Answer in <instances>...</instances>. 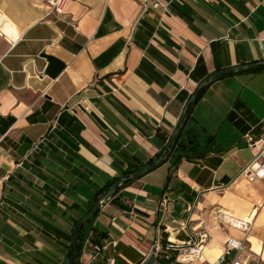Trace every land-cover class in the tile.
<instances>
[{"label":"crops","instance_id":"crops-1","mask_svg":"<svg viewBox=\"0 0 264 264\" xmlns=\"http://www.w3.org/2000/svg\"><path fill=\"white\" fill-rule=\"evenodd\" d=\"M160 1L69 0L59 15L0 0V264H69L96 190L149 167L200 84L264 62V0ZM250 134L264 136V71L207 89L182 132L195 158L164 161L103 202L80 264H163L157 244L204 231L191 264H216L230 238L264 264V181L237 178ZM221 212L252 220L250 234Z\"/></svg>","mask_w":264,"mask_h":264},{"label":"built area","instance_id":"built-area-1","mask_svg":"<svg viewBox=\"0 0 264 264\" xmlns=\"http://www.w3.org/2000/svg\"><path fill=\"white\" fill-rule=\"evenodd\" d=\"M56 14L62 15L66 10L69 0H42ZM147 1V0H146ZM155 8H166V4L160 0H155L153 3ZM248 147L252 153V159L239 172L237 178L244 177L250 183L262 180L264 181V136L250 134L246 137ZM103 203V201H102ZM219 220L231 225L246 235L250 234L253 229V222L249 219H238L231 215L219 213ZM185 226V224H182ZM208 239L207 231L199 234H194V237L187 242L177 243L169 241L166 245L157 244L154 248V254L162 255V257L172 258L175 255V262L181 264H191L202 258L203 249ZM245 241L235 238H230L226 245V250L216 264H251L253 254L243 259V254L246 252ZM102 247L95 245L90 252L92 261L97 260L101 254ZM236 251L234 258L229 259L232 253ZM176 253V254H174ZM113 264V261H110Z\"/></svg>","mask_w":264,"mask_h":264},{"label":"trees","instance_id":"trees-1","mask_svg":"<svg viewBox=\"0 0 264 264\" xmlns=\"http://www.w3.org/2000/svg\"><path fill=\"white\" fill-rule=\"evenodd\" d=\"M260 71H264V66L254 68V69L250 70L249 72L257 73V72H260ZM208 88L209 87L203 89L200 92V94H199L198 98L196 99V101L191 105V107H190V109L188 110V113H187L186 121L188 120V117H189V114L191 112L192 107L200 99V97H202V95L207 91ZM193 149H194V146H191L188 142L183 140L182 139V134H181V136H180L179 140L177 141V144L174 147V149L166 151V148H165L164 150H162L161 152L156 154V156L153 157L149 161L148 165L151 166V165L157 163L156 167H158V166H160V165H162L164 163V159H166L165 162H167L169 159L174 160V164L175 165H178L183 160L190 161L192 158H195L194 154H190L193 151ZM140 170H142L140 167L135 166L134 164H130L128 169L124 172L123 177L124 178H128L131 175H133L134 173L139 172ZM118 179H120V178L112 179V180L108 181L107 183H105L103 186L99 187L96 190L94 201H93L91 207L86 211V214H88L94 208V206H95V204L97 202H102V201L106 202L110 198H113L114 196H116L122 187H125L126 185H129L130 183L133 182V181H127L126 183H123L119 187L117 192L111 193L112 190H113V187H114V185H115V183L117 182ZM110 193H111V195L109 196ZM98 213L99 212H97L95 215H93L89 219L87 224L82 228V230H81V232L79 234V239H78V242H77L76 250L74 252H71V247L69 248L68 253H67L68 260L73 255L74 256V261L76 263L78 262L80 264V259H81L83 248H84V245H85L86 241L87 240L89 241V237H90V234L92 232L95 233V234L97 233V230L93 227L92 223H93L94 218L98 215ZM78 222H76V225L78 224ZM98 235H99L98 238H103V235H101V234H98ZM165 244H167V243H165ZM98 245H100V244L98 243ZM174 254H176V253H174ZM159 259H160V261L163 264H171V263L175 262V255L172 258H170V259L166 258V257H161Z\"/></svg>","mask_w":264,"mask_h":264},{"label":"water","instance_id":"water-1","mask_svg":"<svg viewBox=\"0 0 264 264\" xmlns=\"http://www.w3.org/2000/svg\"><path fill=\"white\" fill-rule=\"evenodd\" d=\"M261 66H264V62H258V63H255V64H249V65H245V66H235V67H231V68H228L226 70H223L217 74H215L214 76H212L211 78H209L207 81H205L204 83L200 84L198 86V88L196 89L195 93L193 94V96L191 97V99L189 100V102L187 103L186 107H185V110L179 120V123L177 124V127H176V132L175 134L173 135V137L171 138L167 148H166V151L168 150H172L174 149V147L176 146L177 144V141L179 140L182 132H183V129H184V126H185V122H186V118H187V113H188V110L190 109L191 105L196 101V99L198 98L200 92L207 88V87H210L212 84H214L215 82L227 77V76H230V75H234V74H238V73H243V72H248L254 68H257V67H261ZM166 159H164L165 161ZM157 166V163L147 167V168H144L142 170H140L139 172L137 173H134L133 175H131L130 177L128 178H120L117 180V182L115 183L114 187H113V190L111 193H115L118 191L119 187L123 184V183H126L127 181H134V180H138V179H141L142 177H144L145 175L149 174L150 172H152ZM111 193L109 194V196L111 195ZM102 207V202H97L94 206V208L88 213L86 214L82 220H80L78 222V224L75 226L74 228V231H73V237H72V242H71V252H74L76 250V247H77V242H78V239H79V234L82 230V228L87 224V222L89 221V219L95 215L97 212L100 211ZM69 264H79L78 262L76 263L74 261V256L72 255L69 259Z\"/></svg>","mask_w":264,"mask_h":264},{"label":"rangeland","instance_id":"rangeland-1","mask_svg":"<svg viewBox=\"0 0 264 264\" xmlns=\"http://www.w3.org/2000/svg\"><path fill=\"white\" fill-rule=\"evenodd\" d=\"M221 213H223V212H221ZM248 250H249V248L246 247V252H245L246 254H245V257L250 256V253L248 252ZM236 254H237V252L234 251V252L232 253V255H231L229 258H230V259L234 258ZM254 259H256V261L258 260V258H254ZM253 264H254V262H253Z\"/></svg>","mask_w":264,"mask_h":264},{"label":"bare ground","instance_id":"bare-ground-1","mask_svg":"<svg viewBox=\"0 0 264 264\" xmlns=\"http://www.w3.org/2000/svg\"><path fill=\"white\" fill-rule=\"evenodd\" d=\"M8 29V26H6V29L5 30H7ZM223 214H224V212H223ZM203 249V252H204V250H205V246H204V248H202ZM224 254V253H223ZM221 258V257H220ZM219 258V259H220Z\"/></svg>","mask_w":264,"mask_h":264}]
</instances>
